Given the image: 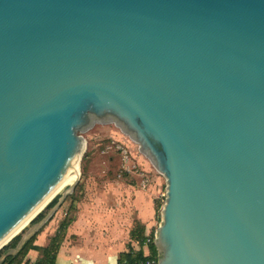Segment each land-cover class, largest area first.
I'll use <instances>...</instances> for the list:
<instances>
[{
	"label": "water",
	"instance_id": "water-1",
	"mask_svg": "<svg viewBox=\"0 0 264 264\" xmlns=\"http://www.w3.org/2000/svg\"><path fill=\"white\" fill-rule=\"evenodd\" d=\"M165 181L158 264H264V0H0V249L73 192L93 123Z\"/></svg>",
	"mask_w": 264,
	"mask_h": 264
},
{
	"label": "crops",
	"instance_id": "crops-1",
	"mask_svg": "<svg viewBox=\"0 0 264 264\" xmlns=\"http://www.w3.org/2000/svg\"><path fill=\"white\" fill-rule=\"evenodd\" d=\"M133 157L143 172L141 179L126 187L108 182L93 196L69 206L75 209L71 216L68 209L60 216L57 210L55 221L39 229L34 244L47 246L60 222L67 216L71 218L56 250L54 264H118L119 255L129 249L142 248L144 254L147 252V248L131 237V232L138 223L144 235H150L157 202L162 200L158 193L163 177L139 151ZM143 179H146L144 185ZM40 257L39 251L30 249L21 264H34Z\"/></svg>",
	"mask_w": 264,
	"mask_h": 264
},
{
	"label": "rangeland",
	"instance_id": "rangeland-1",
	"mask_svg": "<svg viewBox=\"0 0 264 264\" xmlns=\"http://www.w3.org/2000/svg\"><path fill=\"white\" fill-rule=\"evenodd\" d=\"M79 134L82 135L86 142L80 161V175L73 192L65 198L57 209L59 210L58 216L66 209H68V216H71L75 209H69L71 208L69 206L75 205V201L93 196L96 191L104 189V186L108 182L115 183V185L122 183L126 187L144 176L133 157L134 153L138 152L137 144L131 141L127 135L123 134L114 123L95 122L90 128L79 132ZM162 180L163 183L158 196L162 192H165L164 178ZM63 190L64 187L56 195L61 194ZM158 201L153 221L154 225L150 233L152 235L160 221V209L163 201L160 199ZM49 209L46 210L44 207L41 211L46 213ZM54 217L50 218V221L48 220L49 222L47 221V224L45 223L42 227L44 228L51 221H55ZM31 226L29 222L24 228L28 229Z\"/></svg>",
	"mask_w": 264,
	"mask_h": 264
},
{
	"label": "trees",
	"instance_id": "trees-1",
	"mask_svg": "<svg viewBox=\"0 0 264 264\" xmlns=\"http://www.w3.org/2000/svg\"><path fill=\"white\" fill-rule=\"evenodd\" d=\"M59 195L60 194H57L46 205L45 207L46 210L51 208L56 203ZM44 214L45 212L41 211L36 217H34L30 221V225H33L34 223L39 221L43 217ZM70 222H71L70 217H65L60 222L57 232L50 238L47 246L40 247L34 244V240L37 235V233H35L23 244L21 249L15 255H7L0 264H21L25 255L30 249L37 250L41 254L40 259H38L34 264H54L56 250L62 239L64 230ZM25 229L27 228H24L19 234L14 236L6 245H4L0 249V255L16 247ZM150 236L151 238H153L152 234H150ZM131 237L135 239L141 245V247L143 246L144 241L147 238V236L144 235L143 227L138 223L135 224V227L133 228V231L131 232ZM148 249L150 251V254L156 255V249L153 244V241L149 243ZM143 257H144V253L142 251V248L138 251H133L132 249H129L127 252L119 255L118 264H137L138 261L142 259Z\"/></svg>",
	"mask_w": 264,
	"mask_h": 264
},
{
	"label": "built area",
	"instance_id": "built-area-1",
	"mask_svg": "<svg viewBox=\"0 0 264 264\" xmlns=\"http://www.w3.org/2000/svg\"><path fill=\"white\" fill-rule=\"evenodd\" d=\"M145 183H146V179H143L141 184L144 185ZM164 195L165 192H162L160 194V198L162 200L164 199ZM151 241H153V238H151V236L148 235L143 244V247L147 248V252L144 254V257L138 261L137 264H158L157 255L150 254V251L148 249V245Z\"/></svg>",
	"mask_w": 264,
	"mask_h": 264
},
{
	"label": "bare ground",
	"instance_id": "bare-ground-1",
	"mask_svg": "<svg viewBox=\"0 0 264 264\" xmlns=\"http://www.w3.org/2000/svg\"><path fill=\"white\" fill-rule=\"evenodd\" d=\"M77 179V175L74 172L69 173L64 181L60 184L59 190L63 187H66L69 184H72Z\"/></svg>",
	"mask_w": 264,
	"mask_h": 264
}]
</instances>
